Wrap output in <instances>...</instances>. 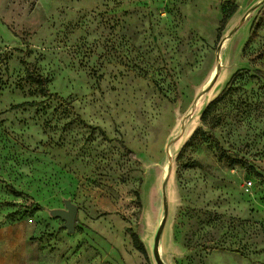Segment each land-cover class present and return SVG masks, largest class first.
Masks as SVG:
<instances>
[{
  "label": "rangeland",
  "instance_id": "374dc122",
  "mask_svg": "<svg viewBox=\"0 0 264 264\" xmlns=\"http://www.w3.org/2000/svg\"><path fill=\"white\" fill-rule=\"evenodd\" d=\"M17 225L38 264H264V0H0V231Z\"/></svg>",
  "mask_w": 264,
  "mask_h": 264
},
{
  "label": "trees",
  "instance_id": "16d2710c",
  "mask_svg": "<svg viewBox=\"0 0 264 264\" xmlns=\"http://www.w3.org/2000/svg\"><path fill=\"white\" fill-rule=\"evenodd\" d=\"M24 67L27 70L28 73V79L31 80L34 84L38 85L40 92L42 93L43 96H50V90L48 89V80L47 78H45L44 76L38 74L35 70V67L33 66V64L28 63L27 61L23 62ZM236 76H234L235 78ZM233 78V80H234ZM228 91L229 90H225L223 91V93L216 99L215 102L221 101L223 100L227 95H228ZM102 135H104V133L102 132ZM120 144L123 146V148L128 151L129 153H131L124 145L122 142H120ZM4 183V182H3ZM8 189L16 196H26L24 193L17 191L15 188L11 187V186H7ZM133 244L134 247L141 253L143 254L145 257H148V252H147V248L145 246V244L143 243V241L139 238V236L135 235L133 238ZM213 251H229V252H235V253H239L238 251H231V250H226V249H220V248H213Z\"/></svg>",
  "mask_w": 264,
  "mask_h": 264
},
{
  "label": "crops",
  "instance_id": "0c3cea01",
  "mask_svg": "<svg viewBox=\"0 0 264 264\" xmlns=\"http://www.w3.org/2000/svg\"><path fill=\"white\" fill-rule=\"evenodd\" d=\"M11 237H17L20 241L15 247V256H19L22 264H38L37 262L32 261L29 257V246L26 241V231L25 226L17 225L13 228L0 231V264L2 260L9 255L8 250H2V246L5 242L8 241Z\"/></svg>",
  "mask_w": 264,
  "mask_h": 264
},
{
  "label": "water",
  "instance_id": "95a60500",
  "mask_svg": "<svg viewBox=\"0 0 264 264\" xmlns=\"http://www.w3.org/2000/svg\"><path fill=\"white\" fill-rule=\"evenodd\" d=\"M66 209L67 210H56L53 212V215L65 222L64 228L67 229L69 233H74L76 230L78 210L77 207L70 202L66 204Z\"/></svg>",
  "mask_w": 264,
  "mask_h": 264
},
{
  "label": "built area",
  "instance_id": "2783aa9c",
  "mask_svg": "<svg viewBox=\"0 0 264 264\" xmlns=\"http://www.w3.org/2000/svg\"><path fill=\"white\" fill-rule=\"evenodd\" d=\"M252 183H249V185H251Z\"/></svg>",
  "mask_w": 264,
  "mask_h": 264
},
{
  "label": "bare ground",
  "instance_id": "6f19581e",
  "mask_svg": "<svg viewBox=\"0 0 264 264\" xmlns=\"http://www.w3.org/2000/svg\"><path fill=\"white\" fill-rule=\"evenodd\" d=\"M167 172V171H166Z\"/></svg>",
  "mask_w": 264,
  "mask_h": 264
}]
</instances>
